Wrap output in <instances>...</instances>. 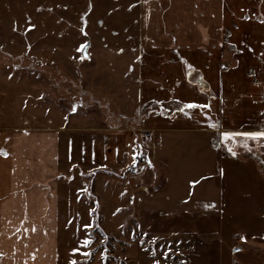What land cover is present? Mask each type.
Segmentation results:
<instances>
[{
	"label": "rangeland",
	"instance_id": "1",
	"mask_svg": "<svg viewBox=\"0 0 264 264\" xmlns=\"http://www.w3.org/2000/svg\"><path fill=\"white\" fill-rule=\"evenodd\" d=\"M137 1L0 0V130L58 129L64 164H83L62 178L58 264H264L245 221L213 214L215 195L202 207L200 139L147 125L158 108L137 96ZM224 1L223 27L221 8L193 19L204 0L185 21L223 31L225 77L262 80L264 54L239 38L264 41V0Z\"/></svg>",
	"mask_w": 264,
	"mask_h": 264
},
{
	"label": "crops",
	"instance_id": "2",
	"mask_svg": "<svg viewBox=\"0 0 264 264\" xmlns=\"http://www.w3.org/2000/svg\"><path fill=\"white\" fill-rule=\"evenodd\" d=\"M188 1H137L138 101L157 106L147 119L154 132L200 139L209 152L201 158L202 207L213 206L208 200L215 195L213 214L245 221L257 252L264 249V138L226 141L222 133L264 130V79L239 78L238 72L225 77L224 33L198 35L183 15L192 11ZM206 8L214 20L221 8L223 27L225 1L204 0L193 19ZM247 38H239L245 39L241 49L264 54V41L251 44ZM64 143L58 129L0 130V264L59 263L62 178L66 167L83 166L74 159L64 164Z\"/></svg>",
	"mask_w": 264,
	"mask_h": 264
},
{
	"label": "snow or ice",
	"instance_id": "3",
	"mask_svg": "<svg viewBox=\"0 0 264 264\" xmlns=\"http://www.w3.org/2000/svg\"><path fill=\"white\" fill-rule=\"evenodd\" d=\"M187 107H200L199 105H193L189 104ZM203 107H208V105H204ZM75 110V109H73ZM223 138L226 141H232L234 140L237 136L244 137L246 140H259L261 138H264V130H258V131H243V132H230V131H225L222 133ZM229 151L232 152V149L229 148ZM233 155H235V152H232ZM88 227V225H86ZM243 239V237H242ZM85 245L89 243V241H84ZM74 251H76L74 249ZM72 264H75V262H72Z\"/></svg>",
	"mask_w": 264,
	"mask_h": 264
},
{
	"label": "water",
	"instance_id": "4",
	"mask_svg": "<svg viewBox=\"0 0 264 264\" xmlns=\"http://www.w3.org/2000/svg\"><path fill=\"white\" fill-rule=\"evenodd\" d=\"M82 55H83V58L88 59V57H89V54H88V46H86V47L83 49V53H82Z\"/></svg>",
	"mask_w": 264,
	"mask_h": 264
},
{
	"label": "built area",
	"instance_id": "5",
	"mask_svg": "<svg viewBox=\"0 0 264 264\" xmlns=\"http://www.w3.org/2000/svg\"><path fill=\"white\" fill-rule=\"evenodd\" d=\"M137 174L136 168L130 171V175L135 176Z\"/></svg>",
	"mask_w": 264,
	"mask_h": 264
},
{
	"label": "trees",
	"instance_id": "6",
	"mask_svg": "<svg viewBox=\"0 0 264 264\" xmlns=\"http://www.w3.org/2000/svg\"><path fill=\"white\" fill-rule=\"evenodd\" d=\"M132 167H134V165H133V166H131L130 170L132 169ZM130 170H129V171H130Z\"/></svg>",
	"mask_w": 264,
	"mask_h": 264
}]
</instances>
